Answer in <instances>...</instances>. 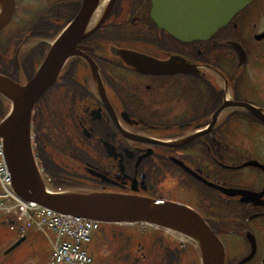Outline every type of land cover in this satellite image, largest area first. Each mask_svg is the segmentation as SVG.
Segmentation results:
<instances>
[{
  "label": "flooded vegetation",
  "instance_id": "1",
  "mask_svg": "<svg viewBox=\"0 0 264 264\" xmlns=\"http://www.w3.org/2000/svg\"><path fill=\"white\" fill-rule=\"evenodd\" d=\"M12 1L0 28V75L24 84L83 0ZM108 2L98 1L96 17ZM151 8V0H115L78 41L32 115L38 167L51 186L185 205L220 240L223 264H264V0H252L207 40L176 38ZM152 231L144 245L146 237L132 232L136 245L126 242L119 253L135 258L120 260L201 264L191 243ZM7 248L0 264H10Z\"/></svg>",
  "mask_w": 264,
  "mask_h": 264
},
{
  "label": "water",
  "instance_id": "2",
  "mask_svg": "<svg viewBox=\"0 0 264 264\" xmlns=\"http://www.w3.org/2000/svg\"><path fill=\"white\" fill-rule=\"evenodd\" d=\"M98 1L83 0L76 17L51 45L39 69L26 84H17L0 75V95L11 103L9 113L0 121V138L12 180L11 188L22 200L33 201L59 214L107 224L146 223L164 229L192 242L199 250L201 264H223L221 243L199 215L186 206L118 192H49L46 189L30 144L32 111L39 97L57 80L65 62L77 55L75 47L78 41L97 29L108 16L115 0H109L96 17ZM151 1V15L158 25L176 38L190 41L210 37L251 0ZM0 5L1 28L12 14L13 1L0 0ZM233 46L242 60V49L237 44ZM24 239L15 242L6 254Z\"/></svg>",
  "mask_w": 264,
  "mask_h": 264
},
{
  "label": "rangeland",
  "instance_id": "3",
  "mask_svg": "<svg viewBox=\"0 0 264 264\" xmlns=\"http://www.w3.org/2000/svg\"><path fill=\"white\" fill-rule=\"evenodd\" d=\"M10 106L9 103L3 99H0V109L2 116H4ZM2 116L0 119H2ZM63 190H87L90 189L88 185L79 184L74 186L61 187ZM7 216L5 212H0V251L5 250L9 244L15 241V234L10 229ZM14 227V226H13ZM134 228L136 230H134ZM16 229V227H15ZM139 229V230H137ZM135 232L137 235L145 236L144 240H140L141 245L149 244L152 240H148L149 238L155 237V234H151L153 232L147 226H134L130 227L128 225H113L108 226L104 229L103 235L100 234L90 245V249L96 250V261L97 264H127L126 262H122L120 259L135 258L136 252H131L128 256L120 255L121 248H125L127 243H132L136 245V242L139 238L133 237L131 242L129 241V236H135L132 234ZM29 235V239L26 240L18 249H16L11 255L7 258L10 264H24L30 263L33 260V264H46L51 252L50 242L47 238L38 234L37 232L32 231ZM157 241L163 238V235H156ZM127 241V243H126ZM156 241V239H155ZM136 248V247H135ZM134 248V249H135ZM26 261V262H25ZM7 263V262H6Z\"/></svg>",
  "mask_w": 264,
  "mask_h": 264
},
{
  "label": "built area",
  "instance_id": "4",
  "mask_svg": "<svg viewBox=\"0 0 264 264\" xmlns=\"http://www.w3.org/2000/svg\"><path fill=\"white\" fill-rule=\"evenodd\" d=\"M9 183L10 178L0 142V188L4 192L0 197L11 196L8 190ZM20 210L29 213L37 209L33 204H21ZM37 216L42 219L43 224L47 223L57 233L51 258L52 264H92L83 246L89 241L91 232L97 228L96 223L80 218L56 216L45 210L37 211Z\"/></svg>",
  "mask_w": 264,
  "mask_h": 264
},
{
  "label": "trees",
  "instance_id": "5",
  "mask_svg": "<svg viewBox=\"0 0 264 264\" xmlns=\"http://www.w3.org/2000/svg\"><path fill=\"white\" fill-rule=\"evenodd\" d=\"M130 242H131V240H130Z\"/></svg>",
  "mask_w": 264,
  "mask_h": 264
}]
</instances>
